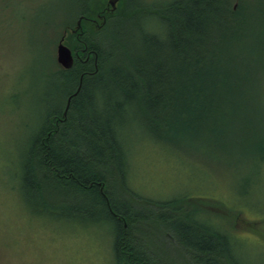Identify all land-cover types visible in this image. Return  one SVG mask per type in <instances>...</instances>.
<instances>
[{
	"label": "trees",
	"instance_id": "1",
	"mask_svg": "<svg viewBox=\"0 0 264 264\" xmlns=\"http://www.w3.org/2000/svg\"><path fill=\"white\" fill-rule=\"evenodd\" d=\"M92 1L90 7V0H79L70 10L76 9V22L82 18L81 30L70 32L75 20L62 25L74 64L69 70L59 68L63 102L46 114L22 162L24 192L29 197L45 192L47 210L57 218L62 214L114 224L115 264H167L159 258L160 237L152 238L158 231L176 245L179 264H264L256 260L263 257H246L234 249L240 242L235 232L240 220L250 224V230L244 229L264 250V214L244 219L214 200L195 207L181 199L147 201L159 207L158 214L130 205L126 196L135 193L127 187L119 136L127 108L161 137L188 145L211 143L220 129L228 133L251 122L262 105L258 90L249 84L258 83L255 76L264 73V42L253 39L248 45L245 0H237L236 9L233 0H174L148 13L139 3L124 16L126 0L112 13H105L107 0ZM99 13L105 23L93 25L91 19ZM145 14L165 25L163 34L149 23L129 32L121 28V22H136ZM238 113L247 115L236 120ZM195 215H213L221 223L203 225L191 217ZM250 247V255L259 249Z\"/></svg>",
	"mask_w": 264,
	"mask_h": 264
},
{
	"label": "rangeland",
	"instance_id": "2",
	"mask_svg": "<svg viewBox=\"0 0 264 264\" xmlns=\"http://www.w3.org/2000/svg\"><path fill=\"white\" fill-rule=\"evenodd\" d=\"M77 1L0 0V264H115L114 224H92L62 214L57 218L47 210L45 192L29 197L23 190L22 162L29 145L49 110L64 99L56 50L64 33L62 25L76 19V9L70 10ZM126 1L121 16L129 15L139 3L148 13L174 0ZM236 2H231V8ZM244 4L248 20L245 38L251 39L248 45L253 39L260 45L264 42V0H245ZM145 23L160 35L165 30L152 14L120 25L129 32ZM255 77L258 83L249 86L260 94V110H255L248 125H236L228 133L220 129L211 143L196 140L188 145L161 137L135 111L125 109L119 136L127 159V187L135 193L133 198L126 196V201L136 210L152 214L160 209L148 202L181 199L192 207L219 201L244 219L263 215L264 164L259 162L264 160V73ZM238 114L236 120L247 115ZM212 216L191 217L203 225H219L221 221ZM249 225L237 221L235 232L240 242L234 245L235 253L245 252L241 255L263 257L256 260L264 261L263 247L262 251L255 236L244 229L250 230ZM158 232L152 238L160 237L159 258L179 264L176 245ZM250 244L259 248L251 251H256L253 255Z\"/></svg>",
	"mask_w": 264,
	"mask_h": 264
},
{
	"label": "water",
	"instance_id": "3",
	"mask_svg": "<svg viewBox=\"0 0 264 264\" xmlns=\"http://www.w3.org/2000/svg\"><path fill=\"white\" fill-rule=\"evenodd\" d=\"M119 1L120 0H107V4H106L107 12L112 13V12L116 11ZM237 6H238V3H236L234 5V9H236ZM102 21H103L102 23H105V19ZM81 22H82V19H80L77 22V26L73 30V32H76L79 29H81ZM65 35H66V33L64 34V36L61 38V40L59 41V43L57 45L56 60H57V63L63 69L69 70L70 68H72V66L74 64V55H73V52L71 51V49L65 44ZM81 84H82V80L80 81V86L78 87V90L76 91L75 94H77V92L79 91ZM70 99H71V97L67 101V109H68V106L70 104ZM67 109H66V111H67ZM66 111H65V114H66Z\"/></svg>",
	"mask_w": 264,
	"mask_h": 264
},
{
	"label": "flooded vegetation",
	"instance_id": "4",
	"mask_svg": "<svg viewBox=\"0 0 264 264\" xmlns=\"http://www.w3.org/2000/svg\"><path fill=\"white\" fill-rule=\"evenodd\" d=\"M105 13H108L106 8H105ZM96 16H97L96 19H91V23H92L93 25H97V26H99V22H100L99 19L102 18V17H104V15L99 13V14H97ZM99 17H100V18H99Z\"/></svg>",
	"mask_w": 264,
	"mask_h": 264
}]
</instances>
